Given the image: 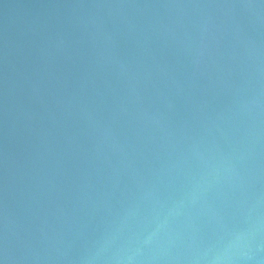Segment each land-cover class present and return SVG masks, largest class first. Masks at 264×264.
Here are the masks:
<instances>
[{
  "label": "water",
  "instance_id": "obj_1",
  "mask_svg": "<svg viewBox=\"0 0 264 264\" xmlns=\"http://www.w3.org/2000/svg\"><path fill=\"white\" fill-rule=\"evenodd\" d=\"M0 264H264V0H0Z\"/></svg>",
  "mask_w": 264,
  "mask_h": 264
}]
</instances>
